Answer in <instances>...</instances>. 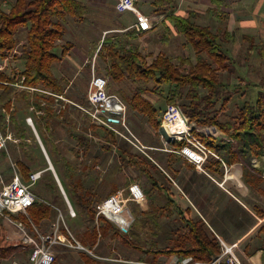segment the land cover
<instances>
[{
    "label": "rangeland",
    "instance_id": "obj_1",
    "mask_svg": "<svg viewBox=\"0 0 264 264\" xmlns=\"http://www.w3.org/2000/svg\"><path fill=\"white\" fill-rule=\"evenodd\" d=\"M14 1L0 0V8L7 11ZM80 1L87 8L88 23L83 24L67 16L66 20L62 22L64 36L62 40L55 43V48L52 51L56 56L52 67L53 71L56 75L62 73L67 82L65 96H62L63 100L55 98L52 96L54 94L49 90L44 91L42 87L32 89H42L41 91L49 94L32 92L28 90L30 87L20 85H18V90L31 95L40 94V96L52 99L49 109L53 111V116L47 119L49 121L45 120L52 128L50 135L56 142L57 156L66 160L68 174L71 177L68 183L71 185V189L76 191V195L70 194L68 189L66 191L72 204L74 198L77 200L78 195L82 196L83 200L90 196L92 197V209L96 212L99 204L107 197L119 194V192L127 197L128 187L134 183L142 189L145 200L141 203L127 202L122 214L114 216L109 222L99 219L98 224L95 222L92 224L83 215L70 218L62 192L50 172L58 188L57 190L53 189V192L60 200V202L55 200L52 205L61 212L62 220H59L57 224L58 212L53 207L50 218L42 221L39 226L30 222L27 210L22 213L8 214V218L13 222L21 223L26 234L33 239H37V234L51 236L58 225V231L63 234L66 242L65 245L54 247L56 256L54 264H139V261L142 264L144 262L145 264L201 263L202 261L191 258L182 259L177 255V249L189 246L186 240L188 230L175 211L174 205L164 208L168 200L174 204L175 184L183 183L184 190L200 194L206 189L204 175L200 172H198L200 174L196 173L191 165L181 160L182 156L178 157V153L174 152L179 149L174 146L177 141L165 142L159 133L164 110L170 106L166 102L169 86L162 85L157 88L152 81L145 80L140 76H136L134 79L124 76L117 81L112 77L114 71L108 73L112 70L110 65L113 64L110 58V45H114L116 52L120 55L128 49L136 50L142 66H149L156 57L162 56L169 59L173 66L178 67L179 71L184 73L193 70V66L180 65V60L189 59L192 65H195V53L185 43L182 36L171 33L169 28L161 25L163 23L156 25L150 35L142 38H140L141 35L138 36L139 38L131 37L130 32L120 31V26L133 22L134 17L128 12L116 14L115 0ZM203 1L200 0V6L197 7L189 5V2L188 4L183 3L177 12L182 16L184 13L192 12L191 10L200 9L199 17L195 19L192 17L191 20L200 26H209L211 32L217 35L221 51L226 59L217 64L204 52L201 53V57L213 70L215 79L223 85H228L229 88H227L225 96L229 94L232 96L226 106H222V99L216 100L215 105L208 109V117L222 124H234L239 116V110L245 102L254 104L259 91L263 93L264 98V0H225L228 4L227 8L230 9L226 12L216 10L210 12L209 9L205 11L208 8V2L206 0V3H203ZM238 1L239 3H237ZM148 6L149 4L142 1L135 5L142 14L146 12ZM173 12L174 5L166 8L165 15ZM257 12H260L259 15ZM245 22H248L247 25ZM244 25H253L256 29L245 30ZM13 37L16 42L14 50L7 59H0V75L8 79L6 81L16 80L24 71V62L18 60V57L28 49L26 29L17 28ZM103 40L107 45L100 48ZM93 76L105 77L108 82V94L116 96L123 105L122 110L118 109V111L121 110L122 121L113 126L115 132H110L106 127L95 123L77 107L87 106V93ZM188 90V86L184 87L182 99L178 100L176 105H171L178 107L185 119L181 106L189 103L185 98ZM1 91L0 88V94ZM197 93L203 97L207 91L200 87L197 89ZM32 101L39 103L42 107L40 99L38 101L36 97L31 96L30 102ZM25 102L24 99L16 100L13 96L9 109L5 108L3 112L0 106V114L5 116L7 122L4 130L6 136L11 139L6 144V151L10 156L8 158L15 164L17 173L22 175L21 178L27 181L17 160L24 161L26 154L28 156L36 154L44 156L32 128L26 122L30 117L37 134L41 133L35 121L38 122L39 119H42V115L35 108V113L32 114ZM147 105L157 111V120H160L157 128L148 123V118L143 113V109ZM174 111L175 109L171 110L172 113ZM11 114L18 123L28 130L24 136L30 140L29 143L15 142V129L11 124ZM186 126L188 138L197 140L190 134L187 119ZM197 131L215 139L217 143V150L213 152L197 140L208 152L206 162L212 158L217 159L215 156L226 162V159L233 154L237 155L238 163L226 167L229 171L227 177L232 179L226 184L233 186L232 194L238 193V185L246 194L253 189L254 191L251 193L260 200L258 205L264 207V195L260 196L255 191L257 188L261 191L264 189V180H258L261 175L253 172L251 168L255 160L264 158V145L259 147L257 138L250 133H242L239 140L232 141L229 136L211 126L197 129ZM174 134L179 136L176 132ZM78 138L89 141L87 149L79 147ZM35 145H38V148ZM185 152L196 161H201L195 153L189 150H185ZM50 156L53 161L51 153ZM9 159L5 160L4 165L7 169L6 175L0 170V189L3 184H7L13 178V169L11 170L8 164ZM42 159L46 163L45 159L41 158V161ZM35 163H33V169L42 168L39 160ZM241 170L253 181V186L248 188L244 178L239 177L238 172ZM225 173V168L222 165L221 171L212 175L213 181L210 180V183L222 184ZM60 176L62 177V175ZM50 180V176L44 174L43 178L30 188L33 194L38 196L37 192L40 188L44 189L43 186L49 187L48 190H50ZM37 188L39 189L35 190ZM251 199L253 201L254 197ZM73 208L77 214L81 207ZM143 212L154 214L158 227H154L146 221L142 216ZM185 216L194 221L199 219L193 209L190 215L187 213ZM23 218L27 222L23 221ZM137 219H141L144 224L142 232L138 234L140 241H136L132 236V233H137L133 228L134 221ZM1 223L4 226L3 220ZM92 227L98 232L97 247L94 251H91L93 247L84 246L81 242V239L89 241L86 239L85 232L88 237H91ZM102 229L105 230V233ZM19 242L21 241L14 242V246ZM75 242L85 250L77 248ZM86 250L92 254L87 253ZM29 253V250L15 252L8 259H0V264H28ZM94 255H98V257ZM236 256L241 264H249L248 256L245 258L239 252H236Z\"/></svg>",
    "mask_w": 264,
    "mask_h": 264
},
{
    "label": "trees",
    "instance_id": "obj_2",
    "mask_svg": "<svg viewBox=\"0 0 264 264\" xmlns=\"http://www.w3.org/2000/svg\"><path fill=\"white\" fill-rule=\"evenodd\" d=\"M173 1L174 0H152L151 5L155 8L156 12L165 13L166 8L172 6ZM210 1L217 9L221 7L220 1ZM87 14L88 11L86 6L83 5L80 0H15L7 11L0 8V59H7L8 55L14 50L16 42L13 33L19 27L26 29L28 46V49L18 57V60L24 62V71L20 76L16 80L11 79L6 81L8 79L0 75V82L9 84L7 86L0 84V88L2 89V93L0 94V106L2 109H9L11 98L14 96L16 100L24 99L26 101V106L29 108L33 105L35 109L39 110V114H41L42 117L45 115V119L53 116V111H51V109L41 107L39 103L34 101L30 102L31 96L36 97L38 100L39 97H41L39 94L31 95L25 91L19 92L17 86L20 85L30 88L42 87L44 90H49L54 95L65 96V87L67 86L66 80L55 78L52 74V66L56 61V56L52 51L55 48V43L62 40L64 36L65 32L62 27V22L66 20V17L69 16L86 24L88 23ZM165 18L173 23L174 32L177 35H181L185 43L193 49L195 53V65H192L189 59L180 60V65L186 64L191 67L193 66V70L187 73L180 72L178 67L173 66L169 59L162 56L156 57L149 66H142L140 63V56L136 50L128 49L123 51V54L120 55L116 52L114 45H110V58L113 64L110 65L112 70L108 71V73L114 71L112 77L117 81L124 76L129 79L140 76L145 80L152 81L157 88L162 85L169 86L168 95L166 97V102L169 105H176L177 101L182 99L183 88L188 86L189 90L185 98L189 103L187 105H182L181 110L189 123L190 134L210 151L216 152L217 150L215 139L205 136L203 133L198 132L197 129L207 126L214 127L223 134L229 136L232 141L239 140L242 133H250L257 138V145L259 147L263 146V93L261 91L257 93V99L254 104L249 102L244 103L243 107L239 110V116L234 124H222L213 118H209L208 109L215 105L216 100L222 99V106H226L232 96L231 94L225 96V92H227V88H229L228 85H223L215 79L213 70L201 57V53L204 52L217 64L225 60L226 57L221 51L219 39L216 34L211 32L209 27L200 26L192 22L191 16L184 17L170 13L165 15ZM132 34H135V32ZM106 45L105 40H103L100 48ZM21 81L22 83L19 84ZM200 87L207 91V94L203 97H200L197 93V89ZM50 100L52 99L50 98ZM174 109V113H169L168 123H166L163 128L164 136L167 139H170L173 135L176 136L174 132L180 135L184 132L186 127L183 115L177 108ZM143 113L147 116L148 123L152 127L157 128L159 126L160 120H157V111L153 107L150 105L145 106ZM10 118L11 122L14 123L12 114ZM4 124L5 118L0 114V130L3 132L2 135L6 136ZM168 125H172V128H168ZM38 134L44 146L45 143H49L51 146L52 152L51 150L49 152L47 147H45L48 155L50 156V153H56L57 149L53 136L50 135V138L46 139L42 133L38 132ZM77 142L79 147L87 149V145L89 144L87 139L78 138ZM184 144V142H175L174 146L178 149ZM35 146L37 147L38 145ZM24 162L26 163L21 165V170L28 180L30 170L25 165H32L35 161L32 159V156L26 154L24 156ZM222 162L225 163L226 166H232L238 163V157L236 154H233L226 159V162L220 157L218 160L212 158L206 162L204 167L210 172L219 173ZM64 166L68 169L66 162H64ZM44 168H47L46 163H44ZM252 171L261 175L259 171L255 169H252ZM145 174L148 175L146 172ZM47 175L50 176L51 179L49 181L51 189L57 190V185L51 173L48 172L46 176ZM242 176L248 185L253 186L254 183L248 178L247 174L244 173ZM59 179L64 190H69L68 181L71 177L68 174V170L67 174L63 177H59ZM258 180L261 181L264 180V178L260 177ZM71 192L76 195V191H74L73 188ZM77 203L78 206L81 207L80 213L93 224L95 212L92 209V198L89 196L87 199L83 200L82 196L78 195ZM172 205H174L173 202L168 200L164 208H169V206ZM52 206V203L43 201L37 197L36 202L27 209L30 222L39 226L42 221L48 220L52 212ZM177 212L185 228L188 230L186 240L189 244V246L177 249V255L182 259L191 258L202 262H208L213 257L217 256L220 253V245L215 237H210L208 235L202 220L198 219L194 221L186 219L184 217V212L180 209H177ZM6 215L8 214L5 212L0 214V259H8L15 252L31 251L34 247L32 244H25L22 242H19L15 247L14 244L7 239V230L1 223ZM142 216L146 221L154 225V227H158L154 214L151 215L150 213L143 212ZM99 219L103 220V217L100 216ZM22 220L27 222L25 218ZM143 227L144 224L141 219L134 221L133 228L137 233H132V236L136 241H140L138 234L142 232ZM102 230L103 233H105V230ZM90 232L91 237H88L87 232H85L86 239L89 241L81 239V242L84 246H90L92 248L96 244L98 232L94 227L91 228Z\"/></svg>",
    "mask_w": 264,
    "mask_h": 264
},
{
    "label": "crops",
    "instance_id": "obj_3",
    "mask_svg": "<svg viewBox=\"0 0 264 264\" xmlns=\"http://www.w3.org/2000/svg\"><path fill=\"white\" fill-rule=\"evenodd\" d=\"M139 1H142V2L149 4V6L146 8V12L144 14L140 13L137 10V8L135 7L136 3H138ZM151 1L152 0H132L134 9L129 10V11H125L123 13L128 12V13L132 14L134 17V21L129 22L126 25H121L119 28L120 31L130 32L129 33L130 36L133 35L131 37H138L141 35L140 38H142L144 36L150 35L151 30H153V28L156 25L163 23L161 25H165L167 28H169L171 30V33H174V35H177L174 32L173 23L165 18V13L156 12L155 8L151 5ZM218 1L221 2V7L219 9H217L216 6L211 3L210 0H207L208 8H206L205 11H207L208 9L210 12H212L214 10L221 11V12H226L227 10H230L227 8L228 4H226L225 0H218ZM188 2H189V5L196 6V7L200 6V0H174L173 4H172V6L174 5V12L173 13L178 14L177 9L179 8V6L183 3L188 4ZM203 3H206V0H204ZM237 3H239V1ZM116 4H117V0H115V5ZM115 5H114V9H115ZM191 11L192 12L182 14V16L187 14L184 17L191 16V19H192V17H194V19H195V18L199 17L198 14H200V12H201L200 9L191 10ZM115 13L116 14H123V13H117L116 11H115ZM259 13L260 12H257L258 15H259ZM138 17L148 18L150 21L151 29L146 31V32H142L139 29H137L136 25L138 23ZM191 21L194 22V20H191ZM241 23L243 24L244 22H241ZM245 23L247 25L248 22H245ZM197 25H199V24H197ZM246 25L243 26L245 28V30L246 29H250V30L256 29V28H254L253 25H251V26H246ZM204 26H206V25H204ZM206 27H209V26H206ZM133 32H135V34H132ZM178 36H181V35H178ZM165 42H167V41L165 40ZM52 74L55 78L66 80L65 76L62 73H59L58 75H56V73L53 71V68H52ZM0 84L5 85V86L9 85L8 83H3V82H0ZM17 87H19V86H17ZM41 90L40 89H34V91H32V92L45 94ZM38 91H40V92H38ZM39 99H40V102L42 103V107L49 108L50 103L52 102L50 100V98H48V97L45 98L41 95V98H39ZM39 99H38V101H39ZM34 110H35L34 106L32 105V107H30V112L33 114V113H35ZM2 111L4 112L5 110L2 109ZM44 117H45V115H43L42 119H39L38 122L37 121H35V122L37 123L38 129L43 134V136L46 139H49L50 138L49 137L50 136V130L52 128L50 127L49 123L47 122V121H49V120H47L48 118L46 119L47 120L46 121ZM4 118H5V116H4ZM13 119H14V117H13ZM6 122L7 121L5 119V123ZM11 124H13L12 127L15 129V132H14L15 142L19 141V143H21V144L22 143H29L30 140H28V138L25 137L26 136L25 133H27L28 130L25 127H23V125H21V123H18L17 119H14V123L11 122ZM4 126H5V124H4ZM6 127H8V125ZM35 131H37V130H35ZM2 133L3 132L1 130L0 134H2ZM37 136H38V134H37ZM38 139L41 142V145L43 147V150H44V153H45L47 159H46L43 151L41 150L44 157H42V155H37V154L32 156V159L34 161L39 160L41 162V166H42V168H40L41 170L37 169V168L33 169L32 167H34L33 166L34 164L29 165V166L26 164L25 166L30 170V174L33 172H36V171H43V174H42V177H43L44 174L51 172V170L48 169V162H49L50 165L52 166V170H53V172H54V174L58 180L59 186L61 187L62 191L64 192L66 199L68 200L71 208L73 209V211L75 213V217L77 215H82L80 213V209L77 211V214H76L73 207L78 208L80 206H78L77 200L75 198H74L73 204H72V202L70 201V199L68 197V192H66L67 190L66 191L64 190V188L61 184V181L59 179V177H61L60 175H62V177H63L64 175L67 174V169L65 168V166L63 167V164L66 161L65 158H63L61 156H57L56 153H53V154H51L53 156V161H52V157L48 155L46 148H45V147H47V150L49 152L51 150V152H52L51 146L49 145V143L45 144V146H44V144L42 143L39 136H38ZM54 143L56 144L55 141H54ZM177 156L179 157L181 155L177 154ZM8 157H10V156H8L6 148H5V150H0V170L4 175H6L5 172L7 170L4 167L5 160L9 159ZM41 158L45 159L46 164H47V168H44V160L42 159V161H41ZM181 160L184 163L191 165L194 168V171L196 173L200 172L201 174L204 175L203 179H204V181H206V189H204L202 191V194H200L198 192L184 190L183 189V183L175 184L176 185L175 186L176 191L174 192V209H175V211L177 212V209H180L182 212L185 213L184 217L186 219H188L185 215L187 213H189V215H190V213H192V209H193L194 212L199 217V219L202 220V222L205 224L206 231H207L208 235L210 237H215L217 239V241L220 245V248H221V242L227 246L237 244V246L243 252V254L245 256L249 257V260H248V262L250 261L249 264H264V207H260L258 205L259 201H260L259 198H257V196H255L254 194L251 193L254 190L252 189L251 192L249 191L251 194L250 193L246 194L243 191V189L238 185V188H239L238 193L232 194L234 192L233 186H231V184H228V185L226 184L227 181H230L232 179H229L227 177V173L229 171H227V168H226L227 166L223 162H222V165L224 166L226 173L224 174L222 184H217L215 182L210 183V180L213 181L212 175H216V173L206 170L204 167V165L206 163L204 165H202L201 167H199V166H196L195 164L191 163L190 161H188L184 157ZM17 163H18L19 167H21V165L24 164L25 162L17 160ZM8 164H9V167L11 170H12V165H14V167H15V164H13L10 159L8 160ZM251 168L259 171V173L261 174V177L264 178V158L261 160H255L254 163L251 165ZM219 171H221V168H219ZM200 173H198V174H200ZM238 174H239V177L242 179L243 170L238 172ZM58 175H59V177H58ZM37 182H39V181H37ZM70 186L71 185L69 184V187ZM247 187L249 188L251 186L247 185ZM43 188L44 189H42V188L35 189V190L39 189L37 192V195H38L37 197H39L43 201L50 202L52 204H54L55 200L60 202L59 197L56 194H54L53 189H51V187H50V190H48L49 187L46 188L45 186H43ZM68 191L71 192V187ZM255 191H256V194H259L260 196L264 195V189L261 191L260 189L257 188ZM248 197H249V199H248ZM253 197H254V200L251 201L252 200L251 198H253ZM52 207L54 210L58 209L56 206H52ZM98 220H99V217L96 219V214H95L94 222H97V224H98ZM103 220H107L108 222L110 221L105 217H103ZM96 247H97V245L95 244L93 246V248L91 249V251H94L96 249ZM94 256L98 257V255H94ZM130 262L131 261H129L128 263H130ZM139 264H142V263H140V261H139ZM144 264H145V262H144Z\"/></svg>",
    "mask_w": 264,
    "mask_h": 264
},
{
    "label": "built area",
    "instance_id": "obj_4",
    "mask_svg": "<svg viewBox=\"0 0 264 264\" xmlns=\"http://www.w3.org/2000/svg\"><path fill=\"white\" fill-rule=\"evenodd\" d=\"M133 2L132 0H117V4L115 5V11L117 13H123L125 11L133 10ZM137 29L142 32H146L151 29L150 21L146 17H138V23L136 25ZM108 82L107 79L103 76H93L89 85L88 93H87V106L80 107L77 106L85 115L89 116L95 123L100 124L101 126L106 127L110 132H115L113 126L115 124H119L122 121L121 110L123 105L120 103L118 98L113 95H109L107 92ZM28 90L34 91V89L29 88ZM44 93V92H43ZM49 94V93H45ZM52 95V94H50ZM57 99L63 100L61 96L52 95ZM118 111V109H120ZM177 108L176 106H167L163 116L161 118V125L159 129V133L161 138L165 142H172V140L177 142H184L178 150L174 151L186 158L191 163L196 166L201 167L205 164L208 158V152L204 149V147L199 144L197 140L194 138H188V134H186V127L183 133L179 136L171 137L167 139L164 136V125L168 123V116L172 109ZM180 111V110H179ZM181 113V111H180ZM185 123L186 119L184 118ZM27 124L32 128L35 137L38 139L37 133L33 126V122L31 118L26 120ZM172 126V125H171ZM168 125V128H172ZM171 130V129H170ZM11 139L8 136L0 135V150H5L6 144ZM185 150H189L196 155H198L201 161H196L195 158L191 157V155L187 154ZM214 156V155H213ZM218 159V157L215 156ZM13 169V178L7 184H3L0 189V214L3 212L7 214H15L25 212L28 208H30L37 200V197L31 191V187L41 179L43 171H36L29 174L28 180L24 181L21 176L17 173L16 168L12 165ZM62 195L65 199V202L68 206V213L71 218L75 217V213L71 208L68 200L63 191ZM145 200L144 194L140 186L136 183L131 184L128 187V195L124 197L121 192L119 194H115L113 196L107 197L103 200L96 211V219L100 216L107 218L108 220H112L114 216L121 215L123 212V208L127 202L141 203ZM58 212V219L62 220L61 212L56 209ZM5 219H8L14 226L22 232L20 237L14 236L10 229L7 231V239L16 243L21 241L25 244H32L34 247L29 253V263L28 264H53L55 262V252L54 247L56 245H65V239L63 234L58 231V225L54 229V232L51 236L40 235L37 234V239H33L28 236L24 230V227L21 223L13 222L8 218V215L4 216ZM3 218V219H4ZM97 224V222H95ZM66 228V227H65ZM66 232H68L66 228ZM69 235V233H68ZM70 236V235H69ZM71 237V236H70ZM72 238V237H71ZM73 239V238H72ZM69 244V242H67ZM75 245L79 249H84L79 243L75 242ZM17 246V245H15ZM85 250V249H84ZM87 253L92 254V252L86 250ZM236 252H239L242 256L245 257L243 252L239 249L237 244H233L230 246L225 245L221 242V252L218 256L213 257L210 261L204 263H193V264H241L240 260L236 256ZM246 258V257H245ZM190 262V261H189Z\"/></svg>",
    "mask_w": 264,
    "mask_h": 264
},
{
    "label": "water",
    "instance_id": "obj_5",
    "mask_svg": "<svg viewBox=\"0 0 264 264\" xmlns=\"http://www.w3.org/2000/svg\"><path fill=\"white\" fill-rule=\"evenodd\" d=\"M38 143H39V146H40L41 150H42L43 153H44L43 147H42L41 142H40L39 140H38ZM44 155H45V153H44ZM45 157H46V155H45ZM46 159H47V157H46ZM48 169L51 170V172H52V174H53V177H54L56 183L58 184V187H59L60 191H62L61 187L59 186L58 180H57V178H56V176H55V174H54V172H53V170H52V166L50 165L49 162H48ZM7 223H10V221H9L8 219H5V218H4V219H3V224H4L5 228L7 229V231H9V228H8V226H7Z\"/></svg>",
    "mask_w": 264,
    "mask_h": 264
},
{
    "label": "bare ground",
    "instance_id": "obj_6",
    "mask_svg": "<svg viewBox=\"0 0 264 264\" xmlns=\"http://www.w3.org/2000/svg\"><path fill=\"white\" fill-rule=\"evenodd\" d=\"M7 226H8V228L10 229V231H11V233L14 235V236H16V237H20L21 235H22V232L21 231H19L15 226H14V224L13 223H7Z\"/></svg>",
    "mask_w": 264,
    "mask_h": 264
}]
</instances>
